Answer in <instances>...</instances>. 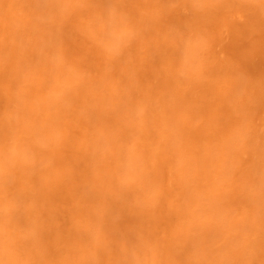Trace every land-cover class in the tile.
Returning a JSON list of instances; mask_svg holds the SVG:
<instances>
[{
  "label": "bare ground",
  "instance_id": "obj_1",
  "mask_svg": "<svg viewBox=\"0 0 264 264\" xmlns=\"http://www.w3.org/2000/svg\"><path fill=\"white\" fill-rule=\"evenodd\" d=\"M130 2L145 5L140 11L146 31L134 47L133 64L146 93L138 98L144 113L129 124L127 114L105 106L104 118L111 127L101 138L95 117L84 108L88 90L76 87L75 73H48L49 56L38 69L29 70V59L50 40V30L38 20V0H0V130L9 124L20 129L17 162L0 171V184L14 181L23 193L25 223L39 216L35 249H52L56 254L50 259L264 264L260 0H203L206 6L194 17L186 8L156 7L166 0ZM176 3L189 5L192 0ZM91 19L92 10L85 8L68 21L61 51L71 64L96 70L104 57L88 31ZM169 25L190 26L194 48L196 41L209 42L206 50L194 54V61L206 66L202 75L181 71L179 54L169 50L164 39ZM54 51L51 48L50 54ZM112 75L127 78L119 65ZM104 90L114 95L111 80L105 81ZM63 93L77 103H63ZM128 128L148 159L125 196L105 186L103 217L89 220L82 207L87 189L96 183L97 169L110 174L119 169L115 150L104 151L103 145L115 131ZM238 132L246 136L243 143ZM25 150L43 161V167L27 164ZM95 227L106 240L115 241L102 246L96 257L83 244L58 242L60 233L82 240ZM136 233H143L149 246L136 254L122 251L127 245L120 238ZM16 235L19 239L22 234ZM36 250L28 256L0 249V261L37 258Z\"/></svg>",
  "mask_w": 264,
  "mask_h": 264
},
{
  "label": "snow or ice",
  "instance_id": "obj_2",
  "mask_svg": "<svg viewBox=\"0 0 264 264\" xmlns=\"http://www.w3.org/2000/svg\"><path fill=\"white\" fill-rule=\"evenodd\" d=\"M264 8V0H260ZM41 15L38 17L40 24L50 30V40L43 44L37 52L29 59L28 67L38 69L44 57L49 56L50 67L46 71L50 74L60 71H69L77 75V88L88 90V97L84 108L95 117L96 134L103 138L105 132L111 127V122L104 118L105 106L114 111L123 112L129 117V124L137 121L144 113V103L138 98L146 95L133 71L134 47L146 31V20L140 9L145 5L132 3L130 0H38ZM203 0H192L189 5H180L176 0H166L165 3L157 5L162 9L186 8L190 16L204 8ZM92 10V19L88 24V31L93 37L96 47L104 57L101 68L87 70L71 64L61 51L63 40L68 31V21L82 9ZM192 21L189 20V24ZM192 28L188 25L177 27L169 25V30L164 39L167 41L168 49L179 54L181 71H191L193 75H202L206 72V66L201 60L194 61V54L198 55L201 50L209 47L207 40L194 41L192 39ZM55 51L50 54V49ZM116 65L121 66L127 73L125 80H118L112 75ZM106 80H111L114 95H108L104 90ZM17 84V87H20ZM69 92L72 89L68 90ZM63 103H77L70 99L67 93H63ZM240 143L246 140L243 132L237 133ZM20 129L9 124L0 130V171L10 170L15 166L20 153ZM103 150H115L119 158L118 172L110 174L101 167L96 172V183L89 187L85 193L87 201L83 204L82 212L89 220H100L103 217L104 201L101 196L105 186H110L115 195L123 197L130 190L133 180H138V172L146 163L148 157L137 145L136 134L131 128L117 130L112 138L103 145ZM102 154V153H101ZM24 160L32 168L43 167V161L36 158L34 154L25 150ZM264 160V153H262ZM264 188V185H262ZM0 249L10 252H23L32 256L35 246L40 240V235L34 225L38 223L39 216H35L30 223H25L24 212L21 208L23 193L16 187L14 181H6L0 184ZM15 225V229H13ZM262 232H264V192H262ZM21 233L17 239L16 233ZM126 243L127 248L122 251H131L136 254L143 247L149 246L143 233L135 235H124L120 238ZM58 242L68 246L83 244L89 253L96 257L104 248L115 243L108 241L99 227L90 228L87 236L73 240L71 236L60 233ZM19 245V248H17ZM59 249H57L58 251ZM37 258L16 259L12 261H0V264H150L142 259H121L117 261H104L93 258L88 260L50 259L48 257L56 254L48 247L36 250ZM167 264H192L188 261H169ZM215 264H230V262H215Z\"/></svg>",
  "mask_w": 264,
  "mask_h": 264
}]
</instances>
